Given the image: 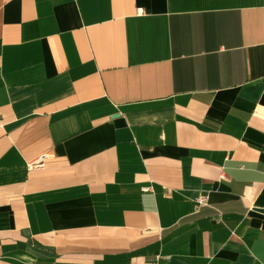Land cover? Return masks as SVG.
I'll return each mask as SVG.
<instances>
[{"label":"crops","instance_id":"crops-1","mask_svg":"<svg viewBox=\"0 0 264 264\" xmlns=\"http://www.w3.org/2000/svg\"><path fill=\"white\" fill-rule=\"evenodd\" d=\"M263 210L264 0H0V264H264Z\"/></svg>","mask_w":264,"mask_h":264},{"label":"built area","instance_id":"built-area-1","mask_svg":"<svg viewBox=\"0 0 264 264\" xmlns=\"http://www.w3.org/2000/svg\"><path fill=\"white\" fill-rule=\"evenodd\" d=\"M141 11V10H140ZM45 158V157H44ZM42 158V159H44ZM41 159V160H42ZM40 160V161H41ZM38 163H42V162H37L35 164H33L32 166H35V165H39ZM149 188L148 187H145L144 190H148ZM207 201H208V197L206 195H200L197 199H196V209L199 210L201 209L202 206L206 205L207 204ZM155 264H158L157 262Z\"/></svg>","mask_w":264,"mask_h":264},{"label":"water","instance_id":"water-1","mask_svg":"<svg viewBox=\"0 0 264 264\" xmlns=\"http://www.w3.org/2000/svg\"><path fill=\"white\" fill-rule=\"evenodd\" d=\"M264 211V210H263Z\"/></svg>","mask_w":264,"mask_h":264}]
</instances>
